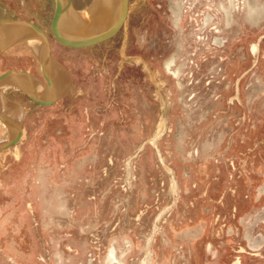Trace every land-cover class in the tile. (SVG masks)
<instances>
[{
	"label": "rangeland",
	"instance_id": "374dc122",
	"mask_svg": "<svg viewBox=\"0 0 264 264\" xmlns=\"http://www.w3.org/2000/svg\"><path fill=\"white\" fill-rule=\"evenodd\" d=\"M5 18L44 30L59 96L0 86L22 124L0 151V264H264V0H127L90 43L54 0H0ZM39 56L14 36L0 74L46 95Z\"/></svg>",
	"mask_w": 264,
	"mask_h": 264
},
{
	"label": "water",
	"instance_id": "95a60500",
	"mask_svg": "<svg viewBox=\"0 0 264 264\" xmlns=\"http://www.w3.org/2000/svg\"><path fill=\"white\" fill-rule=\"evenodd\" d=\"M54 1L58 19L66 36L77 43H90L98 40L104 34L108 25L124 12L127 3V0H113L109 9L103 12L93 24H90L91 20H89L88 22H83V25L80 26L71 19V13L76 12L71 6V0ZM89 8L80 13H85ZM2 23H7L9 25L7 28V31L9 30V36H6L5 33H3V36H0V52L9 45L10 40L14 38V36L20 34L17 33V31L23 30L26 34L33 32L38 37L43 48L40 60L46 77L48 93L45 95L32 89L31 86L26 84L27 81L30 82V74L18 69H9L1 73L0 86L5 85L6 83L15 84L28 96L38 102H51L56 100L59 96V89L56 85V80L49 70V64L51 63L49 42L44 30L35 22L26 19L5 18L2 20ZM10 33L15 35L11 36ZM4 98H6V96ZM6 100L9 104L14 103V101L10 99L6 98ZM13 111L15 112L17 109L15 106H12V104L7 108L0 106V119H2V121H4L9 127L8 134L0 139V151L13 144L22 133V124L16 115H13Z\"/></svg>",
	"mask_w": 264,
	"mask_h": 264
},
{
	"label": "bare ground",
	"instance_id": "6f19581e",
	"mask_svg": "<svg viewBox=\"0 0 264 264\" xmlns=\"http://www.w3.org/2000/svg\"><path fill=\"white\" fill-rule=\"evenodd\" d=\"M112 3H113V0H98V2L94 6H92L87 11V13L85 15H83V16H81L79 18H74L72 16V14H71V19H72V21H75L78 25L81 26V25H83V22L85 23V22H88L89 20L92 21L95 17H97L99 14H101L102 12H104L108 7H110L112 5ZM1 33L2 34L5 33V35L7 36L9 34V30L7 31V29H5L3 31H0V36H1ZM17 33L22 34V33H24V31L23 30H20V31H17ZM10 34H11V36L12 35H15V34H12V33H10ZM27 35H28V38L31 41L32 45L39 52V55H41L42 54V51H43V48H42L41 43H39L38 38H36V36L33 35V34H31L30 32ZM49 70L51 71L54 79L56 80V82L58 84L57 74H56L54 68L52 67L51 63L49 64ZM7 84H9V83H6L5 85H7ZM26 84H28V83L26 82Z\"/></svg>",
	"mask_w": 264,
	"mask_h": 264
},
{
	"label": "crops",
	"instance_id": "0c3cea01",
	"mask_svg": "<svg viewBox=\"0 0 264 264\" xmlns=\"http://www.w3.org/2000/svg\"><path fill=\"white\" fill-rule=\"evenodd\" d=\"M40 57V56H39ZM55 70V69H54ZM56 71V70H55Z\"/></svg>",
	"mask_w": 264,
	"mask_h": 264
}]
</instances>
